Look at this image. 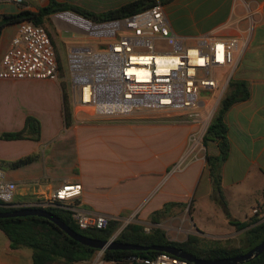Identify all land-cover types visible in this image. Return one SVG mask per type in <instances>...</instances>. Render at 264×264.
Returning a JSON list of instances; mask_svg holds the SVG:
<instances>
[{"label":"crops","instance_id":"crops-1","mask_svg":"<svg viewBox=\"0 0 264 264\" xmlns=\"http://www.w3.org/2000/svg\"><path fill=\"white\" fill-rule=\"evenodd\" d=\"M47 3L42 0V6ZM162 5L171 30L187 44L202 36L244 41L238 42L240 52L231 79L245 82L249 96L226 113L230 151L222 166L221 186L225 201L235 206L243 199L251 215L264 201V0H170ZM37 8L27 0L21 6L0 2V59L19 22H6V17ZM250 18L255 23L249 30ZM70 108L66 123L58 80L0 79V133L21 130L27 116L39 122L38 140L0 138V160L35 155L19 167H0L3 178L16 185L8 201L11 205L41 206L62 184H80V194L68 202L119 221V230L129 222L158 226L172 207L187 198L209 197L205 153L216 155L218 149L211 144L207 149L202 145V153L195 148L188 152V139L197 132L187 133L193 125L118 118L125 115L87 116ZM164 110L189 115L178 109ZM109 117L121 121L105 120ZM92 130L97 136L87 138ZM202 178L205 187L197 194ZM172 203L176 204L160 222L151 221L156 211ZM0 264H31V250L11 248L1 229Z\"/></svg>","mask_w":264,"mask_h":264},{"label":"built area","instance_id":"built-area-1","mask_svg":"<svg viewBox=\"0 0 264 264\" xmlns=\"http://www.w3.org/2000/svg\"><path fill=\"white\" fill-rule=\"evenodd\" d=\"M0 2L23 5V0ZM53 17L59 30L104 41L98 48L73 46L66 53L72 107L76 113L87 116L126 115L138 109H178L196 116L208 107L215 94L220 97L224 92L238 62V42L244 43L236 38L202 36L187 44L171 30L162 4L103 22L73 11H60ZM254 23L250 18L249 30ZM157 40H166L171 50H158ZM59 72L55 47L46 28L30 20L19 21L0 59V79L58 80ZM180 164H175L173 171ZM15 186L0 172L1 201L9 203ZM80 192V184L64 183L41 206L67 210L80 229L105 228L109 221L106 217L68 202ZM263 208L264 205H258L252 213L260 211L264 217ZM122 228L111 238L115 239ZM102 252L96 264H105ZM130 260L139 264H193L167 252L153 257L134 255Z\"/></svg>","mask_w":264,"mask_h":264},{"label":"trees","instance_id":"trees-1","mask_svg":"<svg viewBox=\"0 0 264 264\" xmlns=\"http://www.w3.org/2000/svg\"><path fill=\"white\" fill-rule=\"evenodd\" d=\"M168 1L170 0H132L116 8L95 13L80 7L72 6L64 1L48 0L46 5L38 7L35 11L24 9L17 14L7 16L5 20L6 22H13L26 19L45 27V19L49 17V15L56 11L70 10L92 21L103 22L127 17L150 8L155 4H164ZM46 30L48 31L47 28ZM61 87L63 89V114L66 123H68L71 117L70 107L67 95L64 92L65 90L63 86ZM248 96V86L245 82L230 79L201 137V143L206 149L211 144L216 145L218 149L216 155L205 153V162L211 182L210 197L212 200L219 199L224 207L226 201L221 186V170L230 151V143L227 134L228 127L225 117L228 109L234 103L243 101L247 99ZM0 138H31L38 140L39 122L35 117L27 116L24 127L21 130L15 132H2L0 133ZM33 158H35L34 154L14 161L0 160V167L16 168L31 161ZM174 204L176 203L165 205L162 210L156 211L151 216V221L153 223L160 222V218L165 215L169 211L170 206ZM262 205H264V201L259 204V206ZM23 207L25 206H13L10 203H5L0 200V211H13ZM37 207L51 212L77 233L91 238L102 240L109 239L117 231L120 224L119 221L109 220L103 229L83 230L77 227L67 210L59 207ZM225 216L230 220V214L228 212L225 213ZM247 218H249V228L245 235V244L247 247L244 249L242 246H234L228 240L221 239L212 240L209 245H204L202 244V239L195 234H188L182 241L172 240L167 237L165 231L159 226H152L149 231H145L144 226L137 222L127 223L116 235L115 240L121 243L140 246H174L199 259H224L243 254L264 240V217L260 216V211L251 213L250 217ZM0 229L8 237L11 248L26 247L31 250V264H75L80 261L90 260L95 252L98 251L96 248L75 241L53 222L43 217L25 216L0 218ZM158 253V251L150 249L143 251L106 249L102 252V259L105 261V264H139L135 261H131L130 258L134 255L139 257H153ZM263 260L264 251L259 256L242 264H261Z\"/></svg>","mask_w":264,"mask_h":264},{"label":"rangeland","instance_id":"rangeland-1","mask_svg":"<svg viewBox=\"0 0 264 264\" xmlns=\"http://www.w3.org/2000/svg\"><path fill=\"white\" fill-rule=\"evenodd\" d=\"M67 4L72 6L80 7L82 9L92 11L95 13L103 12L109 9L116 8L124 4V0H64ZM28 4L32 6H42V0H27ZM70 11V10H65ZM60 11H56L49 15L45 19V27L48 29L50 36L53 40L55 51L57 54L58 64H59V83L63 86L64 90L67 92L69 107L72 106V98L70 93V80L67 69V59L66 53L67 49L70 47H85L87 45L98 48V44L104 42L103 40L91 38L80 33L72 31L59 30L56 27V22L54 21L53 15ZM107 41V40H105ZM155 47L160 51H170L171 46L166 40H157L155 42ZM226 89V88H225ZM224 93V92H223ZM222 93V94H223ZM220 94V97L222 96ZM219 94H215L212 99H210V104L208 107L202 108L198 111L196 116L181 115L177 112L166 111L162 109L145 110L138 109L129 113L128 115L118 117L137 121L140 123H161V124H188L193 127L188 128L187 133L196 129L195 138L188 139L187 151H194L197 149L202 153L203 149L201 144V135L205 130L208 122L210 121L218 101L220 99ZM71 109V108H70ZM179 111V110H178ZM160 113V114H159ZM157 117H153V116ZM161 115V116H159ZM163 115V116H162ZM117 117H109L110 121H116ZM124 119V118H123ZM140 120V121H139ZM121 121V120H119ZM118 121V122H119ZM123 122V121H122ZM191 133V132H190ZM194 133V132H193ZM87 134V138H93L97 136V131L92 130ZM191 138V137H190ZM195 143L197 145H195ZM201 149V150H200ZM205 187V178H202L197 194L200 193ZM192 198V199H191ZM191 198H187L186 201L181 204L174 206L170 209L169 213L161 220L158 224L162 228L167 237L172 240L182 241L188 234H195L202 239V244L209 245L210 241L215 239L228 240L234 246H242L246 248L245 235L249 228V218L244 219L245 215H250V209L248 206L243 207V199L239 201L238 205H232L226 201L225 207L221 204L219 199L212 200L210 195L204 199L193 195ZM242 208V209H241ZM241 209V210H240ZM230 214V220L226 218L225 213ZM250 217V216H249ZM242 223V224H241ZM149 229L152 227L150 223L145 224ZM216 233V234H208ZM100 257L101 251L95 252L93 257L88 260L86 264H96V261Z\"/></svg>","mask_w":264,"mask_h":264},{"label":"water","instance_id":"water-1","mask_svg":"<svg viewBox=\"0 0 264 264\" xmlns=\"http://www.w3.org/2000/svg\"><path fill=\"white\" fill-rule=\"evenodd\" d=\"M25 216H37V217L46 218L49 221L53 222L66 235H68L75 241L83 245L96 248L100 251H104L106 249L107 250H140V251L150 249L158 252H167L171 255L187 260L188 262L193 264H242L259 256L264 251V240H262L260 243H258L257 245H255L254 247H252L243 254L234 257L224 258V259L205 260V259L196 258L195 256L186 253L180 248H176L174 246H168V245L140 246L129 243H121L112 238L102 240V239L87 237L71 229L67 224H65L62 220H60L58 217L53 215L51 212L39 207H23L21 209H16L13 211H0V218L25 217Z\"/></svg>","mask_w":264,"mask_h":264}]
</instances>
